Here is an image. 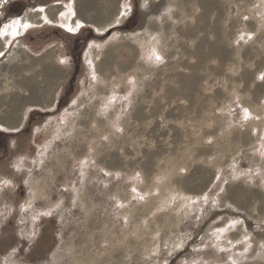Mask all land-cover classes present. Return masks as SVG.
Returning <instances> with one entry per match:
<instances>
[{
  "label": "rangeland",
  "instance_id": "obj_1",
  "mask_svg": "<svg viewBox=\"0 0 264 264\" xmlns=\"http://www.w3.org/2000/svg\"><path fill=\"white\" fill-rule=\"evenodd\" d=\"M89 9L81 57L52 26L0 42V115L39 107L0 167V264H264V129L239 105L264 95V0Z\"/></svg>",
  "mask_w": 264,
  "mask_h": 264
},
{
  "label": "flooded vegetation",
  "instance_id": "obj_2",
  "mask_svg": "<svg viewBox=\"0 0 264 264\" xmlns=\"http://www.w3.org/2000/svg\"><path fill=\"white\" fill-rule=\"evenodd\" d=\"M85 2H90V4H92L93 0H89V1L87 0ZM68 5H70V7L75 5L78 8L80 6L79 0H0V28L2 27V25H4L6 22H8L13 17L15 18V17L23 16L25 12L28 10L37 11V10H41L42 8L45 9L49 6H58V9L61 10V8L63 7L65 8ZM132 11L133 10H131L130 15L127 17L129 18V21L124 23L122 26H127L129 25L131 21H135L136 12L132 13ZM93 19H90V21H88L90 23L83 21L82 25H80L78 30L75 32L72 29L63 28L62 25L60 24V21L58 23V22H51V21L44 20L40 24H34V25L29 26L24 31V33H22L19 36H20V39H22L23 37L27 36L30 33V30H32L33 28L43 27L45 25L52 26L55 32L59 31V32H62L70 36V38L74 37L77 40H79L80 45H78V47H76L75 50L79 52V57H81L82 53L85 51L87 47V40L91 36L104 35L103 33H101V31L97 29L96 24L93 23ZM70 20H71L70 18H66V21H70ZM84 30L88 31V33H84L83 32ZM13 43L14 41H12L11 44L9 43L8 47H6V49L0 52L2 53V55H0V72L1 70H3V65H2L3 59L4 57H6L8 50L13 45ZM53 46H55V43ZM67 49L69 51L68 55L71 57L72 49L69 46H67ZM8 107L9 106L7 105V108ZM27 108L28 109L26 110L25 114L21 118L16 114L17 106H14L13 108H11L8 114H5L6 112L4 110V112H2V114L0 115V118L3 119V121L0 122V167H3V165L5 164V168H6V165L8 164L10 160L9 154H10L11 144L9 143V138L13 137L16 134H22L23 131L24 132L28 131L30 128V124H32L33 120L36 117V114L38 115L39 107L36 106V104H28ZM46 112L49 113L51 111L48 110ZM19 120H21V122L19 125H17L16 123H18ZM4 122L6 124H4ZM3 180H5V178ZM2 182L3 181L0 180V185L2 184Z\"/></svg>",
  "mask_w": 264,
  "mask_h": 264
},
{
  "label": "crops",
  "instance_id": "obj_3",
  "mask_svg": "<svg viewBox=\"0 0 264 264\" xmlns=\"http://www.w3.org/2000/svg\"><path fill=\"white\" fill-rule=\"evenodd\" d=\"M198 3L200 6L202 4H206V8L209 9L210 6L213 5L214 0H198ZM67 7H65L66 9H69L67 13L65 11H64V13H60L59 11H61V10L58 9V6L49 7L48 9H49L50 14L46 13V11H44V8H42L41 11H39L37 14H34V12L32 11L33 12V21L26 25L25 30L31 25L42 23L44 20H48L51 22H59L64 16L66 18H69V11H71L70 14H74V16L76 17V20H77L75 22L68 24L69 27L74 32L78 30L79 24L82 25L83 21L88 22L92 18L91 12L89 9L90 2H85V4H81L78 8L75 5H73L72 7H70V5H68ZM65 8L63 7V9H65ZM84 10H86V11L88 10V12H85ZM28 11H30V10H28ZM28 11H26V13L23 16H19L17 18L25 17V15L27 14ZM124 11H127V9H125ZM59 13H60V15H59ZM37 16H39V17H37ZM42 17H43V19H42ZM120 21H121V19L117 18L112 23H116V22H120ZM88 23H90V22H88ZM98 25L96 24L97 29L99 31L103 32L106 29L107 24L103 27H100ZM74 28H76V29H74ZM155 44L153 46V50H155L159 54V50L155 48ZM210 52H212V51L210 50ZM66 58H67L66 56H63V59H62V55H61L60 61L64 60V62H66ZM263 81H264V79L259 80V82H262V84H263ZM259 84H261V83H259ZM262 89L263 88L261 87V85H258V88H256V90L254 92L251 91V93H252L251 95H253V98L251 100H249L246 97V99L245 98L242 99L243 101L239 105L241 108V110H240L241 121L247 122L248 126L250 124H252L254 121L262 123L261 126H262V129H264V95L262 96ZM245 109L248 110V118L247 119L244 118L245 117V111H244ZM258 137L264 138V130H261L259 132Z\"/></svg>",
  "mask_w": 264,
  "mask_h": 264
},
{
  "label": "bare ground",
  "instance_id": "obj_4",
  "mask_svg": "<svg viewBox=\"0 0 264 264\" xmlns=\"http://www.w3.org/2000/svg\"><path fill=\"white\" fill-rule=\"evenodd\" d=\"M49 7L45 8L44 11H46V13H49ZM50 14V13H49ZM33 21V12L32 11H28L27 14L25 15V17H22V18H12L10 19V22L7 24L5 23V26L3 29H2V36L0 37V42H4V44L6 45L7 44V41L8 39H10L12 36H14L15 34H20L22 33L25 28H26V25L28 23H31ZM76 29V28H74ZM3 44V45H4ZM2 45V44H1ZM2 45V46H3ZM155 48L158 49L160 48V46H158L157 44H155ZM3 49V48H2ZM2 50H0L1 52ZM91 53V52H90ZM32 92V91H31ZM18 97V96H17ZM23 101V98H16V100H11V103H7L10 107V109L12 108V105L13 104H18V103H21ZM4 103V101L2 99H0V105ZM9 109V110H10ZM9 110H7L6 112L8 113ZM16 120V119H15ZM3 119L0 118V122H2ZM4 124H6L4 122ZM8 124V123H7ZM40 187V186H39ZM27 203V202H26Z\"/></svg>",
  "mask_w": 264,
  "mask_h": 264
},
{
  "label": "snow or ice",
  "instance_id": "obj_5",
  "mask_svg": "<svg viewBox=\"0 0 264 264\" xmlns=\"http://www.w3.org/2000/svg\"><path fill=\"white\" fill-rule=\"evenodd\" d=\"M245 19H247V17H245ZM241 39H244V37L241 36ZM0 55H2V53H0ZM156 59L160 60L161 57L159 55H156ZM261 79H264V76H261ZM244 111H245V117L244 118L247 119L248 118V110L245 109ZM133 191H135V189ZM141 199H143V197H141ZM220 231H223V230L221 229Z\"/></svg>",
  "mask_w": 264,
  "mask_h": 264
}]
</instances>
